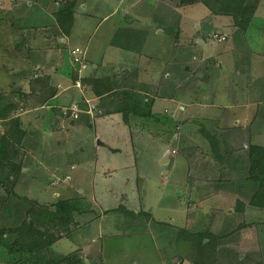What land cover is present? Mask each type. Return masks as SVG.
I'll list each match as a JSON object with an SVG mask.
<instances>
[{"label":"rangeland","instance_id":"1","mask_svg":"<svg viewBox=\"0 0 264 264\" xmlns=\"http://www.w3.org/2000/svg\"><path fill=\"white\" fill-rule=\"evenodd\" d=\"M61 2L0 0V30L25 33L14 40L11 61L0 43V125L19 115L27 130L15 191L42 203L71 198L88 210L54 253L79 250L92 264H202L208 257V264H264V208L238 207L255 188L243 163L249 142L264 146V102L231 106L264 97V0L246 2L252 10L243 27L214 12L224 0H79L66 33L56 23ZM76 47L89 64L81 80L83 73L110 77L118 95L103 96L107 108L84 110L65 128L60 117H45L48 103L24 117L26 86L14 79L68 71ZM64 83L53 103L82 107L80 90L67 87L71 77ZM133 87L156 98L158 115L141 118L126 97L112 100ZM123 106L130 112L110 113ZM173 111L179 118H169Z\"/></svg>","mask_w":264,"mask_h":264},{"label":"trees","instance_id":"2","mask_svg":"<svg viewBox=\"0 0 264 264\" xmlns=\"http://www.w3.org/2000/svg\"><path fill=\"white\" fill-rule=\"evenodd\" d=\"M61 1V7L56 12V23L61 32L66 33L71 27L79 0ZM197 1L200 0H180V4H190ZM202 1L208 3L207 0ZM248 1L224 0V3L218 9H214V12L232 16L234 23L243 27L248 22L244 15L252 10V7L250 9L246 3ZM236 4L238 6H233ZM216 37L218 38L217 35ZM77 76L78 72L76 71L74 78ZM39 77L30 80L29 92H21L20 98L27 102L33 101L35 106L42 107L47 103L49 104L52 94L45 97L41 93V88L37 87L40 81L38 80ZM83 83L89 84L98 97L110 96L109 94L118 95L110 77H84ZM100 84L104 85L102 89L99 88ZM127 91H122L120 98L126 97ZM133 94L131 93V95ZM134 98L131 108L134 107L135 112L143 113L141 116L143 118L152 115L151 108L154 101L150 97L141 96L140 99V97L135 96ZM117 99L119 98L112 100L117 102ZM98 101L93 106L96 110L104 107L101 99ZM78 104L81 106V103ZM22 109L21 107L19 111ZM128 109V107L123 106L118 111L128 112ZM52 112L56 117L62 116L67 122L76 120L71 118L70 113L64 114L60 108L55 106L53 109L50 108V113ZM111 112H115V110H110ZM26 135V126L19 115L2 120L0 127V264H92L89 259L87 263L86 259L81 257L79 250L58 256L52 249L58 240L70 236L74 232V227L78 223L76 217L88 212L87 209L82 205H77L71 198L42 203L37 199L18 196L15 191L18 177L25 166V150L22 147V141ZM212 145L216 147L215 143ZM247 149L248 165L245 174L246 178L255 183V188L248 202L238 200V207L243 209L246 204H249L264 208V146L249 142ZM214 253H216V248ZM3 255L5 259L2 258ZM215 257L217 258L216 254ZM207 260L202 264H208L209 260Z\"/></svg>","mask_w":264,"mask_h":264},{"label":"crops","instance_id":"3","mask_svg":"<svg viewBox=\"0 0 264 264\" xmlns=\"http://www.w3.org/2000/svg\"><path fill=\"white\" fill-rule=\"evenodd\" d=\"M262 3V2H261ZM261 6H264L263 4H261ZM17 9V8H16ZM124 16H125V14H127V11H125L124 13ZM264 14V13H263ZM7 23V22H6ZM7 28V29H6ZM5 29H2L1 28V30H0V36L2 37V38H6L7 40H8V43H5V42H1L0 41V43L2 44V45H6V48L4 49L5 51L3 52V54H5V53H7L8 54V56L10 57L8 60L9 61H11L12 59H13V55H12V45H13V43H14V40H19L20 39V37H23L24 35H25V33L23 34V33H13V30L11 29V28H9V27H6ZM58 28V27H57ZM20 35V36H19ZM222 37H225L226 39H227V37L225 36V35H222V36H220V37H218L219 39H222ZM24 38V37H23ZM224 38V39H225ZM23 40V39H22ZM22 40H20V41H18V42H22ZM202 43H203V41H201ZM16 43V42H15ZM21 54H17L16 53V55H15V60L16 59H18L17 61H19V63H21L22 62V60H23V58L21 59V58H18L17 56H22L23 55V52H20ZM70 55H71V52H70ZM121 58V57H120ZM70 60H71V62H72V57H70ZM89 65V64H88ZM20 69V68H22L21 66H19L18 64L16 65V66H10V70H12V69ZM87 68H89V66L87 67ZM86 68V69H87ZM95 68H97V66H95ZM187 68H189V67H187ZM37 69H40V67L38 66V68ZM54 70H56V73L57 74H60V76L62 77V79H63V81H55L53 78H54V75H55V72H54ZM53 71H49V72H44V71H37V72H34V74L33 75H31V76H29V75H25V74H23L22 72L21 73H19L18 75H17V78L16 79H14V82L15 83H20V84H22V85H24V86H26V91H22L23 93H26V92H29V89H30V80L32 79V78H35V77H39L38 78V80H40L39 81V83L37 84V87H39V88H41V93L45 96V97H49L51 94H52V97L49 99V106H48V111L45 113L46 115H45V117H47V118H49V117H53V116H55L56 117V115L54 114V112H52V113H50V108H52L53 109V107L55 106V107H57L58 109L59 108H61V107H63V106H69V105H65V104H55V103H53L54 102V100L55 99H57L56 97H58V93L61 91L60 90V88H62V87H64L65 86V83H64V78L66 79V78H70L71 77V85H67V87H69V86H74V80H75V78H74V74H76V66L72 63V64H70V69L68 70V71H61L59 68H55ZM61 72V73H60ZM127 73V72H126ZM167 73V72H166ZM124 75L125 74H122L121 73V77H123V78H127V77H124ZM157 75H162V72H159V73H157ZM84 77H99V76H96V75H93V74H84L83 73V77H82V79L84 78ZM120 77V76H119ZM120 77V78H121ZM164 77V76H163ZM171 77V75L170 74H168L167 75V77L166 78H170ZM115 81L116 82H118V80L117 79H115ZM123 81V83H124V81L125 80H123V79H121V81H120V83ZM13 81H12V83L13 84H15ZM82 82H83V80H82ZM83 84H85V83H83ZM159 84V83H158ZM86 85V84H85ZM88 85V88L85 90V91H81L79 88V90H80V92H81V95H82V97H83V99H84V105L83 106H86L87 108H82L80 105H79V107L82 109V111L84 112V110H85V112H88V113H90L88 110H89V108H90V104H88L87 102H86V99H88V100H90V103L92 104V110H96L93 106H94V104H93V100L94 101H98V99H101V98H103V97H101V96H97V95H95V94H93L94 92H93V89L91 88V86L89 85V84H87ZM121 86H124V87H127V85H125V84H122ZM75 88H77L76 86H74ZM153 87V86H152ZM18 88V87H17ZM23 90H24V88H22ZM132 90H130L129 88L128 89H123V91H126V90H128L127 92H128V94L126 95V98L128 99V103H129V101H130V103L132 104L133 102H134V100H135V96H138V97H140V99H141V96L143 97V96H147L146 94H144V93H141V91H139V90H135V87H133V88H131ZM159 89V86H157V90ZM54 91V92H53ZM121 93H122V91H121ZM131 93H134V94H136V95H131ZM22 94V93H21ZM88 94H90V95H92V96H88ZM151 94H152V92H151ZM150 94V95H151ZM119 99H117V102H120L123 98H120V97H118ZM153 101H154V103L152 104L154 107H155V105H156V98H152V97H150ZM173 99H175L174 97L172 98V101H173ZM239 100H238V102H237V104L235 105H231V106H235V107H240V106H242V107H246V108H248V107H250L251 105H253V102L252 101H257L258 103H260L261 104V102H264V97H262L261 99H253V100H249V99H245V98H243V99H241V97L240 98H238ZM245 99V100H244ZM20 100V99H19ZM21 100L22 101H24V103H25V105H26V103H27V106H25V110H24V113L23 114H25V116L24 117H27V118H31L33 115H32V112L33 111H36V110H38L39 108H41V107H33V105H34V103H32V102H27V101H25L24 99H22L21 98ZM34 100V99H33ZM177 101L178 102H180V100H177L176 99V103H177ZM76 101H73L72 103H75ZM76 103H80V102H76ZM131 104H129L130 106H131ZM21 105H22V103H21ZM82 105V104H81ZM102 105H104V104H102ZM222 105V104H221ZM35 106V105H34ZM180 106V108H179V110H184L183 108V106L180 104L179 105ZM223 106V105H222ZM228 106V105H227ZM104 107H106L105 105H104ZM31 108H33V110L31 109ZM42 108H44V106H42ZM107 108V107H106ZM101 109V108H100ZM32 111V112H31ZM97 111V110H96ZM28 112V113H27ZM30 112V113H29ZM112 114H116V113H122V111H118V110H115V112H111ZM123 113H126V112H123ZM174 113V114H173ZM151 114L152 115H150V117H153L154 115H158L157 114V112L156 111H154V108H153V110H151ZM250 113H248L247 115H249ZM173 115V116H172ZM178 111L175 113V111H173L171 114H170V116H169V118L172 120V118L173 119H176V118H179L178 116ZM241 115L243 116H247L245 113H241ZM256 115V114H255ZM247 117H250V116H247ZM60 118H61V120H62V122H61V127L62 128H65V125L63 126L62 124L63 123H65L66 125H67V121H65V119L62 117V116H60ZM81 118V113H80V116H79V118L78 119H76V120H79ZM141 118H143V117H141ZM237 119V121H239V119L238 118H236ZM76 120H74V121H76ZM73 121V122H74ZM141 125H142V127L144 126V125H146L147 124V122H142V121H140L139 122ZM123 124L125 125V127H126V129L129 131V128L127 127V126H129L127 123H125L124 122V120H123ZM137 124V123H136ZM130 127V126H129ZM161 129H163V128H161ZM207 147V146H206ZM205 147V148H206ZM237 149V148H236ZM207 150H210L209 149V147H207ZM172 152H174V150H172ZM175 152H177V151H175ZM169 154V151H167V152H165V151H163V162L164 163H166L168 160V155ZM162 156V155H161ZM247 163H248V158L246 159V157H244V165H247ZM204 164V163H203ZM165 173H169V171H166ZM219 254V253H218ZM227 255V254H226ZM229 256V255H228ZM236 258H235V261H236V259H240V260H245L246 258H244L245 257V255H243V256H239V255H237V254H235L234 255ZM218 258H223V259H225L224 257H223V255H222V253L220 252V254L218 255ZM229 258H231V259H229ZM222 259V260H223ZM226 260L227 261H229V260H231L232 261V256H229L228 258H226Z\"/></svg>","mask_w":264,"mask_h":264},{"label":"built area","instance_id":"4","mask_svg":"<svg viewBox=\"0 0 264 264\" xmlns=\"http://www.w3.org/2000/svg\"><path fill=\"white\" fill-rule=\"evenodd\" d=\"M216 36V35H215ZM224 39V37H222ZM71 57H72V63L76 66V71L78 72V77L74 80V86L79 88L81 91H85L88 87L83 84L80 74L81 72L88 67L87 62L85 61L86 57V51L82 50L79 47L73 48L71 50ZM86 102L90 104L89 112L92 111V104L90 103V100L86 99ZM60 110L64 114H69L71 118L78 119L80 116V113H82V109L79 107L78 103H72L69 106H63L60 108ZM1 127V125H0Z\"/></svg>","mask_w":264,"mask_h":264},{"label":"water","instance_id":"5","mask_svg":"<svg viewBox=\"0 0 264 264\" xmlns=\"http://www.w3.org/2000/svg\"><path fill=\"white\" fill-rule=\"evenodd\" d=\"M99 144H102V142H100V140H99Z\"/></svg>","mask_w":264,"mask_h":264}]
</instances>
